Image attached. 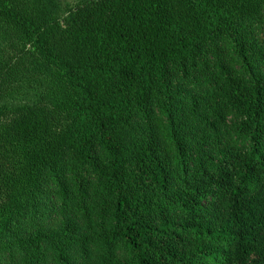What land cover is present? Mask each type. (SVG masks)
Wrapping results in <instances>:
<instances>
[{
	"label": "trees",
	"instance_id": "1",
	"mask_svg": "<svg viewBox=\"0 0 264 264\" xmlns=\"http://www.w3.org/2000/svg\"><path fill=\"white\" fill-rule=\"evenodd\" d=\"M0 264H264V0H0Z\"/></svg>",
	"mask_w": 264,
	"mask_h": 264
},
{
	"label": "rangeland",
	"instance_id": "2",
	"mask_svg": "<svg viewBox=\"0 0 264 264\" xmlns=\"http://www.w3.org/2000/svg\"><path fill=\"white\" fill-rule=\"evenodd\" d=\"M61 1L66 2V3L70 4V5H74L79 0H61Z\"/></svg>",
	"mask_w": 264,
	"mask_h": 264
}]
</instances>
